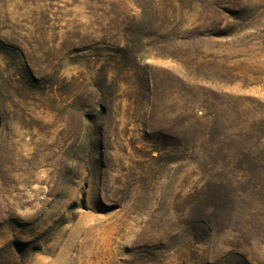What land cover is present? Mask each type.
Instances as JSON below:
<instances>
[{
  "label": "rangeland",
  "instance_id": "obj_1",
  "mask_svg": "<svg viewBox=\"0 0 264 264\" xmlns=\"http://www.w3.org/2000/svg\"><path fill=\"white\" fill-rule=\"evenodd\" d=\"M0 264H264V0H0Z\"/></svg>",
  "mask_w": 264,
  "mask_h": 264
},
{
  "label": "trees",
  "instance_id": "obj_2",
  "mask_svg": "<svg viewBox=\"0 0 264 264\" xmlns=\"http://www.w3.org/2000/svg\"><path fill=\"white\" fill-rule=\"evenodd\" d=\"M248 170V171H247ZM253 168L246 169V172H251ZM210 205L215 212H222L224 210H230L233 200L228 195H222L220 198L211 196L209 198Z\"/></svg>",
  "mask_w": 264,
  "mask_h": 264
}]
</instances>
